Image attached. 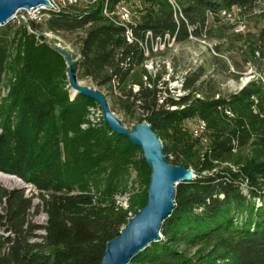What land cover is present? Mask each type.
<instances>
[{
	"label": "trees",
	"instance_id": "16d2710c",
	"mask_svg": "<svg viewBox=\"0 0 264 264\" xmlns=\"http://www.w3.org/2000/svg\"><path fill=\"white\" fill-rule=\"evenodd\" d=\"M117 1L100 0L83 12L71 11L72 5L46 8L41 20L31 22L32 30L11 20L0 25V172L16 174L37 190L28 195L26 188L0 185V264H101L107 242L147 203L133 201L127 209L118 204L117 196L130 195L143 179L130 156L143 153L106 123L108 130L91 135L88 146L72 148L64 159L56 153L45 156L43 148L37 147L38 130H54L68 112L79 114L97 104L82 92L71 102L66 91L52 86V72L65 79L66 59L41 42L38 33H51L67 42H71L67 35L77 34L78 45L73 43V48L79 57L70 52L69 56L78 80L91 79L106 88L112 111L130 115L134 124L147 121L163 145L165 132L174 122L200 108L234 103L252 94L245 88L227 98H196L192 105L180 108L193 94L206 93L205 69L184 72L185 93L175 95L145 62L150 39L168 36L183 43L201 38L210 31L209 9H247L255 0H186L181 10L168 0H150L140 20L131 25L132 42L127 41L125 28L104 13L110 11V2ZM215 20L221 23L222 18L216 14ZM12 55L18 61L13 67L17 80L10 88L12 100L5 106L1 89ZM54 61L60 64L50 74ZM51 94L56 101L51 102L47 96ZM32 130L36 131L31 136ZM235 137L243 142V135ZM234 147L225 138L204 158L189 162L183 151L173 155L164 146L167 162L193 166L197 176L177 185L175 206L162 224V236L128 264H264V161L241 167L234 162L238 170L221 166ZM213 160L221 162L219 168ZM41 212L47 215L44 223L34 219Z\"/></svg>",
	"mask_w": 264,
	"mask_h": 264
},
{
	"label": "rangeland",
	"instance_id": "374dc122",
	"mask_svg": "<svg viewBox=\"0 0 264 264\" xmlns=\"http://www.w3.org/2000/svg\"><path fill=\"white\" fill-rule=\"evenodd\" d=\"M50 1L55 7L63 5V0ZM97 1L100 0H80L79 3L73 4L69 9L73 12H83L94 8L98 4ZM168 1L177 10H181L183 4L186 3V0ZM212 1L221 2L220 0ZM149 4L151 5L150 0H119L110 2L109 10L111 16L118 20H122L121 14L123 12H128L129 24H135L140 20L146 10L145 7ZM47 8L50 7L47 6ZM44 10L29 11L22 9L11 21L16 24L24 23L28 29L32 30L31 22L41 20L44 16ZM216 14L222 18L221 23L216 22ZM208 15L210 31L201 38H191L183 43H175L173 39L167 36L166 39H150L148 45L145 43L147 46L145 67L153 74H161V81H167L171 93L175 95L185 93L181 86L184 72L187 74L188 71H194L198 67L205 69L206 93L193 94L189 103L180 106V108L192 105L196 98H203L204 96H213L215 99L227 98L243 92L245 88H250L252 94L247 97L244 95L243 100L234 103L228 102L219 107L200 108L191 116L171 124L164 135L163 147L166 146L173 155L183 151L189 162H196L198 159L204 158L207 152H212L211 150L217 142L229 138L235 147L231 157L221 166H229L238 170V166L234 165V162L239 163L241 167L247 162L264 161V0H255L253 5L247 9L238 6H233L230 10L219 7L216 12L209 9ZM230 25H234L235 29L226 27ZM40 33L45 35V39L41 41L38 36L37 38L60 51L66 59L65 79L57 71L52 72L53 69H56L54 67L60 64L58 61L52 63L49 72L52 74L48 77L52 86L61 87L72 102L79 91L70 83L68 59H71L69 52L76 58L79 57L76 49L73 48L78 45L76 44L77 34L67 35V38L71 40V42H67L60 36L46 32ZM217 46L219 49L216 48ZM15 57V55L10 57L11 69L7 71L1 89V101L4 102L5 106H8L12 100L10 88L17 80L16 71L13 68L18 64ZM79 85H88L104 94L107 93L106 88L98 86L91 79L80 80ZM47 96H51V102L56 101V95ZM174 108H178V106L172 107V109ZM60 112L61 108H58L57 113ZM114 113L125 126L133 127L134 122L130 119V115H126L123 111ZM105 123L102 109L98 104L88 107L87 110L79 114L68 112L62 119L58 120L54 130H38L41 140L37 141V147L43 148L45 156L56 153L54 156L62 154L61 158L64 159L67 152L72 148L88 146L86 142L91 135L100 136L102 132L108 130ZM235 130L236 133H233ZM34 131L36 130L29 131L31 136ZM44 131H46V135H41ZM237 134L243 135V142L235 137ZM46 137L49 139L42 142ZM76 138L83 139V141L76 143L74 141ZM132 154L130 156L135 164L139 165L143 179L136 185L134 194L117 196L118 204L126 209L130 208L133 201L148 200L151 178V168L144 155ZM213 162L217 164L218 168L220 167V161L213 160ZM187 168L193 170L195 177L197 176V171L193 166ZM0 174L11 175L16 178V180L9 182L0 178L1 186L26 188L28 195L37 193L36 187L20 176L6 172H0ZM0 210H2L1 203ZM34 219L44 223L47 215L41 212L35 215Z\"/></svg>",
	"mask_w": 264,
	"mask_h": 264
},
{
	"label": "water",
	"instance_id": "95a60500",
	"mask_svg": "<svg viewBox=\"0 0 264 264\" xmlns=\"http://www.w3.org/2000/svg\"><path fill=\"white\" fill-rule=\"evenodd\" d=\"M39 6L52 8L49 0H0V25L10 21L22 9ZM38 37L41 41L45 39L42 33ZM68 61L71 85L95 100L102 109L108 127L118 134L128 136L133 144L138 145L151 168L146 205L129 219L119 235L107 242L101 262L128 264L135 254L161 237L162 224L175 206L176 186L195 178V172L183 165L167 162L163 143L147 121L137 122L132 128L125 126L110 108L103 92L88 85H79L72 60Z\"/></svg>",
	"mask_w": 264,
	"mask_h": 264
},
{
	"label": "built area",
	"instance_id": "2783aa9c",
	"mask_svg": "<svg viewBox=\"0 0 264 264\" xmlns=\"http://www.w3.org/2000/svg\"><path fill=\"white\" fill-rule=\"evenodd\" d=\"M50 1V0H49ZM66 1H74V3H79L80 0H63V8L62 9H66ZM51 3V1H50ZM107 16L111 18V20L116 24V25H119V26H122L125 28V32H126V38H127V41L128 42H132L133 41V36L134 35V32H133V29L131 27L132 24H129V13L128 12H123L121 14V18L122 20H118L114 17L111 16L110 14V11H108L107 13ZM149 35V33L147 34V36ZM160 39V38H159Z\"/></svg>",
	"mask_w": 264,
	"mask_h": 264
},
{
	"label": "bare ground",
	"instance_id": "6f19581e",
	"mask_svg": "<svg viewBox=\"0 0 264 264\" xmlns=\"http://www.w3.org/2000/svg\"><path fill=\"white\" fill-rule=\"evenodd\" d=\"M66 3L68 4H66V7L67 6H70V5H75L76 3H74V1H66ZM51 4H52V2H51ZM52 7L53 8H56V9H58V10H60V9H62L63 8V5L62 6H57V7H55V6H53V4H52ZM46 8L47 7H44V6H39V7H35V8H32V9H29V11L30 10H37V11H40L41 9L43 10V9H45L46 10ZM21 11V10H20ZM18 13V12H17ZM105 13H106V11H105ZM107 14V13H106ZM39 21V20H38ZM134 38V37H133ZM0 178L2 179V180H4L5 182H9V181H11V180H16V178L14 177V176H11V175H6V174H0Z\"/></svg>",
	"mask_w": 264,
	"mask_h": 264
}]
</instances>
